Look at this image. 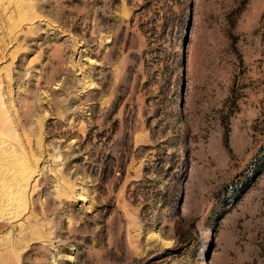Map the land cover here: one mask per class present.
Here are the masks:
<instances>
[{"label": "rangeland", "instance_id": "374dc122", "mask_svg": "<svg viewBox=\"0 0 264 264\" xmlns=\"http://www.w3.org/2000/svg\"><path fill=\"white\" fill-rule=\"evenodd\" d=\"M0 264H264V0H0Z\"/></svg>", "mask_w": 264, "mask_h": 264}, {"label": "bare ground", "instance_id": "6f19581e", "mask_svg": "<svg viewBox=\"0 0 264 264\" xmlns=\"http://www.w3.org/2000/svg\"><path fill=\"white\" fill-rule=\"evenodd\" d=\"M0 220H2L1 217H0ZM7 236H8V233H5L2 236H0V241L4 240Z\"/></svg>", "mask_w": 264, "mask_h": 264}]
</instances>
